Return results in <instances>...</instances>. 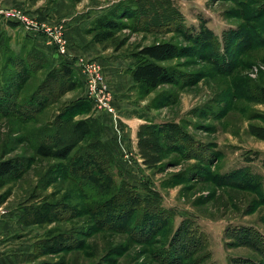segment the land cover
I'll use <instances>...</instances> for the list:
<instances>
[{"label":"rangeland","instance_id":"rangeland-1","mask_svg":"<svg viewBox=\"0 0 264 264\" xmlns=\"http://www.w3.org/2000/svg\"><path fill=\"white\" fill-rule=\"evenodd\" d=\"M263 4L264 0H0V10H18L40 27L60 31L68 51H89L77 57L99 67L106 86L104 102L115 111L120 93H115L114 77L102 61L131 59L139 47L159 42L182 50V56L164 63L179 72V86L166 84L146 94L134 82L125 90L138 107L152 113L150 124L174 126L166 127V138L156 137L154 129L139 128L133 152L141 175L127 177L112 147L115 163L110 171L117 184L125 181L142 196L149 189L159 193L169 217V225L149 245L139 241L138 231L133 234L132 222L127 232L116 227L101 230L84 209L91 200L61 173L65 162L37 156L23 140L26 132L51 125L76 100L89 101L91 110L72 121L99 116L87 97L78 59L71 61L75 88L62 96L58 87L55 96L52 91L39 92L47 73L64 57L45 33L0 14V160L23 158L29 163L23 175L7 178L0 188V264L3 256L10 262L22 257L24 264H175L165 257L164 244L179 229L171 253L180 258L196 247L187 264H264V250H258L264 249V104L258 98L264 87ZM108 13H129L131 18L120 20L123 30L113 41L94 43L88 30ZM31 49L43 53L45 60L42 68L35 62L25 66L30 78L22 79L13 64L3 71L6 58H26ZM127 74L120 75L124 81ZM44 95L52 104L40 108L34 101L30 107L39 110L27 109L33 97ZM19 104L22 116L16 113ZM23 116L31 119L21 122ZM70 131L66 128L68 136ZM54 203L73 211L60 208L63 218L56 222L38 218L37 209ZM49 231L73 235L78 249L51 250Z\"/></svg>","mask_w":264,"mask_h":264},{"label":"trees","instance_id":"trees-1","mask_svg":"<svg viewBox=\"0 0 264 264\" xmlns=\"http://www.w3.org/2000/svg\"><path fill=\"white\" fill-rule=\"evenodd\" d=\"M126 14L124 17H118L108 13L96 18L88 30V34L92 36V41L100 45L113 41L116 34L123 30L124 23L120 20L122 18H131V14ZM236 37L242 38L238 32ZM124 45L122 43L118 50ZM181 51V48L173 43L159 42L139 47L135 52H132L129 57L134 61V65L130 73L136 85L146 94L166 84L179 86L181 80L179 72L172 67L164 65V63L182 56ZM44 60L43 53L31 49L27 53L26 58L23 55L6 58L3 71L5 72L10 64H13L14 68H18V70L20 68V71H18V73L20 72L19 76L22 79L27 76L25 79H28L31 75H26L25 66L27 67L30 62H35L39 68H42L41 61L43 62ZM8 81L5 80V83H8ZM9 83L11 82L9 81ZM57 87L60 89L59 96L76 87V71L73 67V62L63 60L52 68L47 73L44 83L39 88V92L52 91L55 96ZM44 96L43 99L36 96L33 97L26 105V107H29L27 109L35 108L30 107V104L34 101L41 105L40 108H42L44 103L43 106L52 104L53 100L50 101L51 97ZM258 98L264 104V87L259 89ZM21 106L23 104H19V109L16 111L19 115H21ZM38 110L35 108V111ZM90 110L89 101L76 100L67 105L55 117L51 125L26 132L23 140L34 148L37 156L65 162L64 165L60 166L61 173L66 180L74 183L79 188L84 198L91 200V203L86 205L84 209L85 211L87 210L86 214H89L95 220L96 225L101 230H114L116 227L121 232H127L128 224L132 222L129 228L134 229L133 234L135 233L134 231H138L141 237L139 241L151 245L153 243L152 237L158 236L159 231H162L165 225H169V222H167L169 217L165 215L167 213L161 207L160 195L149 189L148 194L142 196L138 189L128 185L125 181H122L120 185L117 184L110 171L115 163V154L111 144L103 138V122L94 115L81 121H72L75 116L87 114ZM24 116L21 117V122H28L31 119ZM167 126L170 128L174 127L173 124H144L140 128L142 131L154 129L156 137L164 136L166 138L169 135L165 133ZM68 127H71L70 136L66 132ZM170 130L172 131V129ZM140 136H148V134L140 133ZM140 144L142 145L141 140ZM28 166V160L23 158L0 160V188L4 186L7 178L23 175L27 171ZM49 208L52 209L50 212H48ZM60 208H62V212H64V209L69 214L73 211V207L69 205L48 204L37 209L38 218L44 222L60 221L63 218ZM48 214H50L49 218L47 217ZM106 226H109L108 229L105 228ZM49 232L50 237L48 240L51 243V250L58 248V252H62L78 249L79 245L77 243H80L74 239L73 235L66 233L52 235L54 231ZM181 232L182 230L179 229L173 234L171 239L165 240L166 243L164 244V252L167 253L165 257L171 258V262L175 264H187L193 258V254L197 252L195 247V251H188L187 256H182L180 257L181 259L174 258V254L171 253L172 248L175 242L179 241L178 235ZM253 241L256 243L255 239ZM250 243L253 244L252 242ZM56 246L58 247L56 248ZM181 249H183V246ZM258 250L264 249L259 247ZM198 259H194L192 263H196Z\"/></svg>","mask_w":264,"mask_h":264},{"label":"crops","instance_id":"crops-1","mask_svg":"<svg viewBox=\"0 0 264 264\" xmlns=\"http://www.w3.org/2000/svg\"><path fill=\"white\" fill-rule=\"evenodd\" d=\"M47 47L49 49L53 48L48 44ZM88 52L89 51L87 50H79L77 48L73 49L72 52L70 49L68 51L69 54L65 56L63 60L71 62L75 59H78L79 57L77 56H83ZM54 57L57 58L55 55ZM102 62L107 70V73L114 77V81L116 82L115 93L119 91L120 95L118 96L121 98V102L120 100H117L115 103L117 109L116 112L120 118L119 124H116L117 126L114 125V122L112 121L113 118L110 115L106 113L104 115H100V113L97 114L99 116L98 118H100L104 124L103 138L115 149L116 161L121 166V168L127 172V177L131 175V178H137V176L141 175H139V173L143 172L134 165V159L136 157L134 156L135 154L133 150L136 149L138 144L137 133L142 125L151 123L150 121L152 120L153 115L149 111L138 107L133 102L131 95L125 92L128 84L134 83L130 73L131 69L133 68L134 61L132 59L108 58V60H104ZM122 71H124V73L128 71V79H125L127 81H124L123 78H121L120 75H122ZM137 171L139 173H137ZM21 255L23 256V254H20V256ZM1 262L2 264H24L22 257H20L19 261L15 259L10 262L8 258L3 256Z\"/></svg>","mask_w":264,"mask_h":264},{"label":"built area","instance_id":"built-area-1","mask_svg":"<svg viewBox=\"0 0 264 264\" xmlns=\"http://www.w3.org/2000/svg\"><path fill=\"white\" fill-rule=\"evenodd\" d=\"M8 20L15 21L27 26L29 29L36 30L35 32L45 33L54 45L56 52L59 56L68 55V45L62 33L47 27H40L37 23L30 20L23 13L18 10L6 9L0 10ZM77 66L79 67L83 77L85 78L87 87V97L93 102L98 113H106L110 115L115 124H117L118 116L116 111L108 103L104 102L103 94L106 91V86L101 82V77L97 66L90 64L84 59H78Z\"/></svg>","mask_w":264,"mask_h":264}]
</instances>
